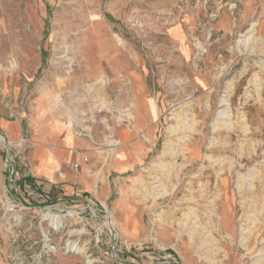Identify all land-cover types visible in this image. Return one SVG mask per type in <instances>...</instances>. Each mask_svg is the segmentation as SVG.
<instances>
[{
  "label": "rangeland",
  "instance_id": "1",
  "mask_svg": "<svg viewBox=\"0 0 264 264\" xmlns=\"http://www.w3.org/2000/svg\"><path fill=\"white\" fill-rule=\"evenodd\" d=\"M0 82V264H264V0H0ZM34 115L88 191L35 182Z\"/></svg>",
  "mask_w": 264,
  "mask_h": 264
},
{
  "label": "crops",
  "instance_id": "2",
  "mask_svg": "<svg viewBox=\"0 0 264 264\" xmlns=\"http://www.w3.org/2000/svg\"><path fill=\"white\" fill-rule=\"evenodd\" d=\"M8 94L0 82V132L4 138L16 142L22 140L24 126L21 121L13 117L17 110L6 103ZM10 95L15 97L16 92L13 91ZM30 126L32 127L30 137H26L28 138L26 141L30 143L28 164L32 167L29 173L36 179L35 182L45 184L49 180L62 179L61 181L66 182L62 191L73 193L74 182L81 180V189L88 191L90 187L84 180L86 174L76 173L77 171L74 170L85 164L84 140L71 132L64 131L57 123L43 120L38 115L32 117ZM60 173L64 175L62 178L58 176Z\"/></svg>",
  "mask_w": 264,
  "mask_h": 264
},
{
  "label": "built area",
  "instance_id": "3",
  "mask_svg": "<svg viewBox=\"0 0 264 264\" xmlns=\"http://www.w3.org/2000/svg\"><path fill=\"white\" fill-rule=\"evenodd\" d=\"M24 141L22 140V143H23ZM86 161V160H85ZM59 177H63L64 175H63V173H60L59 175H58Z\"/></svg>",
  "mask_w": 264,
  "mask_h": 264
},
{
  "label": "water",
  "instance_id": "4",
  "mask_svg": "<svg viewBox=\"0 0 264 264\" xmlns=\"http://www.w3.org/2000/svg\"><path fill=\"white\" fill-rule=\"evenodd\" d=\"M7 153H9V146H5Z\"/></svg>",
  "mask_w": 264,
  "mask_h": 264
},
{
  "label": "bare ground",
  "instance_id": "5",
  "mask_svg": "<svg viewBox=\"0 0 264 264\" xmlns=\"http://www.w3.org/2000/svg\"><path fill=\"white\" fill-rule=\"evenodd\" d=\"M4 138V137H3ZM115 144V143H114ZM4 146H8L7 144L6 145H4ZM115 146V145H114ZM50 217V216H49ZM110 225V224H109Z\"/></svg>",
  "mask_w": 264,
  "mask_h": 264
}]
</instances>
